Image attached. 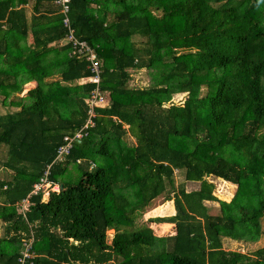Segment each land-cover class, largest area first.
<instances>
[{
	"label": "trees",
	"instance_id": "16d2710c",
	"mask_svg": "<svg viewBox=\"0 0 264 264\" xmlns=\"http://www.w3.org/2000/svg\"><path fill=\"white\" fill-rule=\"evenodd\" d=\"M41 1L29 23L14 7L25 0H0V103L12 95L16 108L0 114V264H18L26 242L23 264H264V246L222 242L256 241L264 217V0H69L98 82H86L90 64L69 44L47 46L66 30L58 4L41 13ZM27 30L31 48L20 41ZM132 70L147 85H129ZM28 80L35 86L17 96ZM95 88L105 103L92 125L50 164L59 191L30 195L19 210L62 137L86 121ZM70 165L75 182L61 177ZM214 179L235 185L231 199L217 198ZM158 197L173 212L137 224Z\"/></svg>",
	"mask_w": 264,
	"mask_h": 264
},
{
	"label": "built area",
	"instance_id": "2783aa9c",
	"mask_svg": "<svg viewBox=\"0 0 264 264\" xmlns=\"http://www.w3.org/2000/svg\"><path fill=\"white\" fill-rule=\"evenodd\" d=\"M68 2L69 0H56L55 3L59 6V12L62 15L61 24L65 28L66 33L64 37V41L69 44L70 49L68 51V55H76L77 57H84L90 64V69L94 73L92 78L88 79L86 82H98L99 75V63L96 57V53L91 49L85 41L78 40L74 37L73 29L70 26V22L68 19ZM88 103V116L84 124L81 128L75 131L71 135H64L62 137V143L57 146L55 149L53 160L51 163L45 165V168L38 178V180L32 184V188L29 194L21 199L16 206L19 210L24 211L26 206L29 204V196L30 195H40L42 199L46 198L50 192H57L60 189V186L57 182H52L48 179L49 167L54 161H59L64 158L65 155L68 154L71 147L74 145V142H79L82 138V135L86 134L84 131L87 127L92 125L91 116L93 115L92 108L98 104L105 103V96L99 92L97 88L92 90L89 98L87 99ZM83 130V131H82ZM29 242L22 244L20 250V257L18 258V264H23L26 259L31 257V253L28 251Z\"/></svg>",
	"mask_w": 264,
	"mask_h": 264
},
{
	"label": "rangeland",
	"instance_id": "374dc122",
	"mask_svg": "<svg viewBox=\"0 0 264 264\" xmlns=\"http://www.w3.org/2000/svg\"><path fill=\"white\" fill-rule=\"evenodd\" d=\"M130 73H131V78L129 81V85H137V86L147 85V77L145 76L144 70H138V71L132 70V71H130ZM23 90L25 91V89H23ZM24 91H22V92H24ZM22 97H24V96H22ZM179 97L180 98L183 97L182 94L174 95L173 100H177V99H179ZM1 98H0V100H1ZM9 99H13V96L10 95L8 98H5L6 101H8ZM8 110H13V108H10V107L2 108V107H0V114H2L5 111L7 112ZM71 168H74V165L69 166L68 169H70V170L66 171L61 176L62 180L66 181V182H75L78 179L79 174L78 173L71 174V172L75 171ZM173 178H174V184L175 185L178 184L180 182V180H182L181 171H174ZM190 182H195V181H190ZM213 182L215 183L214 194L217 196L218 199L223 200V201H228L229 199H231V197L233 196L234 190H235V185L228 183V182L218 180V179H214ZM190 186L191 187H189V184H188L187 187L188 188H194V187L198 186V183L197 184H190ZM162 203L164 205L162 207H160V205ZM168 205H169V207H171L170 204L165 205V201L161 197L154 199L150 203V205H148L144 209V213L137 218V224L144 223L145 219L146 218L148 219L149 217L168 215L169 212L166 210V207H168ZM207 205H208L209 211L211 213L215 214L218 212V204L208 203ZM155 225L156 224H154V225L150 224V227L155 228L154 232H156L158 235H163V234L167 233L168 230H166L165 225H159L156 227H155ZM259 232H260L259 233L260 235H259L258 239L254 242H243V241L237 242V241H233V240H229V239L224 238L222 240L223 247L225 249H232V250L238 249V250L243 251V252H251V249L253 247L264 246V217L261 218V220H260V231Z\"/></svg>",
	"mask_w": 264,
	"mask_h": 264
},
{
	"label": "crops",
	"instance_id": "0c3cea01",
	"mask_svg": "<svg viewBox=\"0 0 264 264\" xmlns=\"http://www.w3.org/2000/svg\"><path fill=\"white\" fill-rule=\"evenodd\" d=\"M16 0H13V4H14V2H15ZM34 4H35V0H25V2L24 3H20V4H17V6H14V7H17L16 9H19L20 8V6H21V8L24 10V17L26 18V21L27 22H29V21H31L30 19H31V15H34V14H36V11L34 10ZM56 3H55V1H47V0H43V1H41L38 5H37V10H38V12H41V13H49V10L51 9V7H56ZM46 16H49L48 14H46ZM30 23V22H29ZM65 37V36H64ZM64 37L62 38V39H60V40H54V41H52V42H50L49 44H47V46L48 47H52V48H57V47H60V46H62V45H64V44H68V43H66L65 41H64ZM21 41V43L23 42V43H25V45L26 46H28L29 48H31V41H32V39H31V33H30V30H27V34H26V36H25V38L23 39V40H20ZM53 56V53L52 52H50L49 53V56H48V58L49 57H52ZM11 64H13V60L12 59H10L9 57H7V55H3L2 56V63H1V68H4V70L5 71H8L9 70V68L10 67H8V66H10ZM19 81V80H18ZM17 81V82H18ZM20 82V81H19ZM78 84H80L81 83V81H78L77 82ZM35 86V81L34 80H28V81H26V82H24L22 85H21V91L18 93V94H16L17 96H19V97H21V96H23V94H25V92L28 90V89H30V88H33ZM23 89H25V91L23 90ZM22 91H24V92H22ZM2 100V99H1ZM1 100H0V102H1ZM7 102V101H6ZM3 103V104H1L0 103V107H2V108H5V107H10V108H12L11 106H9L7 103ZM15 107H13V110H8L7 112H11V111H14L15 109H14ZM3 113H6V111L5 112H3ZM2 113V114H3ZM5 147L4 146H2L1 148H0V152H4L5 153ZM183 180V179H182ZM182 180H180V182L182 181ZM198 182H190V181H185L184 182V187L186 188L185 190L186 191H189V190H194V189H196L198 186H196V187H194V188H188L187 186H188V184H189V187H191L190 186V184H197ZM229 183V182H228ZM188 188V189H187ZM206 204H208V203H216V202H205ZM167 204H170V206L171 207H169V205H168V207H166V210L169 212V214H171L172 212H173V207H172V201L171 200H166L165 201V205H167ZM217 204V203H216ZM164 204L162 203L161 205H160V207H162ZM159 207V206H158ZM168 214V215H169ZM163 225H165V224H163ZM257 247H260V246H257ZM257 247H253L252 249H251V251L252 250H254L255 248H257Z\"/></svg>",
	"mask_w": 264,
	"mask_h": 264
}]
</instances>
